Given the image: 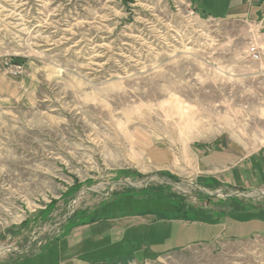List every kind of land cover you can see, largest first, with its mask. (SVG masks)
I'll use <instances>...</instances> for the list:
<instances>
[{"label":"rangeland","instance_id":"1","mask_svg":"<svg viewBox=\"0 0 264 264\" xmlns=\"http://www.w3.org/2000/svg\"><path fill=\"white\" fill-rule=\"evenodd\" d=\"M258 26L214 19L190 0H0V264L38 254L103 207L101 216L170 217L167 200L142 192L157 186L195 207L194 223L223 232L118 264H264V229L231 224L264 216V196L195 180L198 145L264 147ZM194 226L188 235L200 238L206 228ZM230 229L243 236L227 239ZM151 231L172 244L175 235Z\"/></svg>","mask_w":264,"mask_h":264},{"label":"crops","instance_id":"2","mask_svg":"<svg viewBox=\"0 0 264 264\" xmlns=\"http://www.w3.org/2000/svg\"><path fill=\"white\" fill-rule=\"evenodd\" d=\"M190 3L197 6L201 13L214 19H249L258 24L259 28H264V0H190ZM196 153L195 180L199 184H205L216 193L226 191L228 196L237 192L264 196V147L246 155H238L198 145ZM104 209L106 207L98 210L94 220L90 221L83 216L82 221L77 224L73 221L66 223L62 234L50 240L41 252L11 264L35 261L40 264H118L137 260L140 255L145 259H152L155 255H164L175 248L213 239L223 232L217 224L209 226L158 219L148 212L124 216L114 208L112 214L101 216ZM242 220L246 222L242 223ZM231 224L232 229L237 227L242 230L250 226L252 232H260V227L264 229V216L256 215L254 218L248 214L242 215ZM194 225H204L206 228L199 232L200 238L196 237L195 232L188 235V228H194ZM156 228L160 230L159 233L166 231L171 237L175 235L173 240L170 238L172 244L169 243V236L166 243L153 240L152 236L150 240L146 237L149 236L148 231ZM141 233L145 238L139 240ZM225 234L228 235L227 239L243 236L231 229L225 231Z\"/></svg>","mask_w":264,"mask_h":264},{"label":"trees","instance_id":"3","mask_svg":"<svg viewBox=\"0 0 264 264\" xmlns=\"http://www.w3.org/2000/svg\"><path fill=\"white\" fill-rule=\"evenodd\" d=\"M120 174H123L125 176H129L130 172L128 170H126V171L120 172ZM159 176L164 177V178H168V179L172 178L171 175L166 174L164 172H161L159 174ZM76 184L77 183L75 182V187L72 188V190L77 189ZM133 192H134V190H129L123 196L127 197V198L130 196L134 197V195L137 194V191L134 192L135 194ZM142 192L154 194L157 198L167 200L173 206V208H174L173 215H171L170 217H166L164 215H159V216L155 215V217H157L158 219L181 220V221H188L190 223L196 222V217H197L196 212L198 210L195 207L192 209V208H189L190 206H186L184 200H182L180 197H178V195H176L175 193L171 192L170 189L168 190L166 186L149 187V188L143 190ZM119 195L120 194H118V196ZM124 199H126V198H124ZM121 200H123V199H121ZM54 205H55V201H51L50 204L47 205L45 207V209L43 211H41L39 214L48 215L52 211ZM188 208H189V210H188ZM155 257H158V256L155 255L154 258Z\"/></svg>","mask_w":264,"mask_h":264},{"label":"built area","instance_id":"4","mask_svg":"<svg viewBox=\"0 0 264 264\" xmlns=\"http://www.w3.org/2000/svg\"><path fill=\"white\" fill-rule=\"evenodd\" d=\"M248 55L251 57L253 61H258L260 60V53L255 45H250L248 48Z\"/></svg>","mask_w":264,"mask_h":264}]
</instances>
